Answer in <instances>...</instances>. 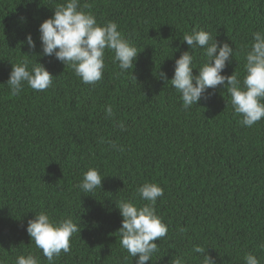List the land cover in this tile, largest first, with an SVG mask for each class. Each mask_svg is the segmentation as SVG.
Instances as JSON below:
<instances>
[{
  "label": "trees",
  "instance_id": "trees-1",
  "mask_svg": "<svg viewBox=\"0 0 264 264\" xmlns=\"http://www.w3.org/2000/svg\"><path fill=\"white\" fill-rule=\"evenodd\" d=\"M63 2L0 0V262L32 252L49 264L26 232L44 211L71 217L81 230L54 264H135L120 246L116 202L142 204L136 190L148 181L163 188L155 207L168 232L146 264H171L175 256L200 264L195 245L217 264H245L246 253L264 264V118L240 125L223 86L186 110L158 75L171 80L175 59L189 50L183 35L197 28L234 48L222 74L236 71L242 80L245 46L252 32L264 31V0H80L99 23L116 22L138 50L126 73L106 51L103 78L93 85L54 56H33L41 51L40 23ZM29 33L34 50L24 43ZM194 56L199 68L203 49ZM22 58L29 68L42 63L53 85L34 91L25 84L11 95V63ZM88 167L105 177L85 195L76 186Z\"/></svg>",
  "mask_w": 264,
  "mask_h": 264
},
{
  "label": "clouds",
  "instance_id": "clouds-1",
  "mask_svg": "<svg viewBox=\"0 0 264 264\" xmlns=\"http://www.w3.org/2000/svg\"><path fill=\"white\" fill-rule=\"evenodd\" d=\"M84 7H88L85 5ZM116 22L101 24L90 11H84L80 0H64L54 7L53 15L39 25L41 51L33 56H54L65 66L70 67L85 85H93L103 78L106 51L112 53L113 63H118L120 73L133 69L138 55L137 48L118 30ZM250 45L244 49V74H222L234 58V48L228 42L218 41L209 31L193 28L183 35V42L189 50L182 51L175 59L171 80L167 74L159 71V78L171 82V86L180 94L182 107L189 109L201 99L212 95L209 89L223 86L230 97L234 113L242 116L240 125L252 127L264 118V31L252 32ZM24 43L30 49L36 43L29 33ZM203 49L205 59L199 68L195 66L194 52ZM29 56V55H28ZM11 63V62H10ZM193 69L198 73L193 74ZM53 75L37 59L29 68L28 59L11 63V71L6 84L10 94L17 96L25 84L34 91H45L53 85ZM106 114L113 115L111 105L106 106ZM113 149L118 146L110 144ZM105 176L95 167H88L76 187L81 193L90 195L102 187ZM142 204L130 199L116 202L119 210L121 227L117 231L120 246L132 258L135 264H146L159 251L156 240L167 235L168 226L157 214V200L164 195L163 188L154 182H144L137 188ZM80 226L71 217L55 220L44 211L34 214L27 221L26 232L37 249L42 250L49 264H54V257L61 252L71 251V238L80 232ZM261 247H264L262 245ZM193 252L202 256L200 264H217L216 258L206 252L205 247L195 245ZM245 264H260L252 253L244 256ZM3 264V262H0ZM15 264H40L39 257L32 252L18 254ZM171 264H186L183 256H175Z\"/></svg>",
  "mask_w": 264,
  "mask_h": 264
}]
</instances>
